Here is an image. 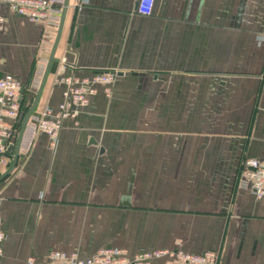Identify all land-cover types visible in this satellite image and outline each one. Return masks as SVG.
<instances>
[{
    "label": "crops",
    "instance_id": "0c3cea01",
    "mask_svg": "<svg viewBox=\"0 0 264 264\" xmlns=\"http://www.w3.org/2000/svg\"><path fill=\"white\" fill-rule=\"evenodd\" d=\"M136 1L67 0L0 181V264L101 249L264 264V199L237 187L241 161L264 160V0H155L148 17ZM0 16V78L23 84L24 117L58 28ZM97 72L114 81L50 142L35 120L62 101L63 79ZM12 162L7 149L0 177Z\"/></svg>",
    "mask_w": 264,
    "mask_h": 264
},
{
    "label": "built area",
    "instance_id": "2783aa9c",
    "mask_svg": "<svg viewBox=\"0 0 264 264\" xmlns=\"http://www.w3.org/2000/svg\"><path fill=\"white\" fill-rule=\"evenodd\" d=\"M63 1L0 0V11L7 9L11 14L32 24L57 30ZM154 2L155 0H137L136 13L143 17L150 16ZM2 23L3 18L0 16V25ZM114 78V72H97L81 82L63 79L62 101L54 110L47 109L35 120L36 130L47 135L50 142L54 143L63 120L75 117L80 109L88 105L96 85L108 86ZM35 80L34 85L38 86L40 77H35ZM23 89V84L15 77L0 78V163H4L8 146L15 143L23 119L20 103V91ZM237 187L250 191L257 199H264V160L250 158L241 161L237 171ZM3 240L0 218V255ZM158 259H164L162 264H217L218 255L215 251L190 254L179 250H153L130 259L119 249H101L90 257L53 250L47 254L45 261L37 262L28 258L26 264H151Z\"/></svg>",
    "mask_w": 264,
    "mask_h": 264
},
{
    "label": "water",
    "instance_id": "95a60500",
    "mask_svg": "<svg viewBox=\"0 0 264 264\" xmlns=\"http://www.w3.org/2000/svg\"><path fill=\"white\" fill-rule=\"evenodd\" d=\"M66 8H67V0H64L62 14H61V20H60V24H59V28H58V33H57L53 48L51 50L47 65L45 67L43 76L41 78L39 87L37 89L36 95H35V97H34V99L32 101V104H31L30 108L27 110V112L25 113V115H24V117H23V119L21 121L20 128H19V131L17 133V137H16V140H15V143L8 147V152L9 153H12V151H13V162H12V165L8 169V171L2 177H0V181L3 180L6 176H8L11 173V171L14 169L15 165H16L17 158H18V153H19V148H20V144H21V140H22V137H23V133H24L26 124H27L28 120L30 119V117H31V115H32V113H33V111H34V109H35V107H36V105H37V103L39 101L40 95L42 93V90H43V87H44V84H45V81H46V78H47V75H48V72H49L50 65H51V63L53 61V56H54V53H55V50H56V47H57V44H58V41H59V37H60V34H61V29H62V26H63V21H64V17H65V13H66ZM20 93L22 94L23 90H21Z\"/></svg>",
    "mask_w": 264,
    "mask_h": 264
}]
</instances>
